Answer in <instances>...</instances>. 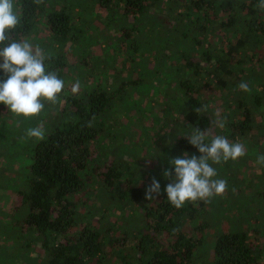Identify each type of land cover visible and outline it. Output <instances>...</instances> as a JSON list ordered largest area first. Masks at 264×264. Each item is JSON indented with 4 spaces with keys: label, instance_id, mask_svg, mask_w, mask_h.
<instances>
[{
    "label": "trees",
    "instance_id": "1",
    "mask_svg": "<svg viewBox=\"0 0 264 264\" xmlns=\"http://www.w3.org/2000/svg\"><path fill=\"white\" fill-rule=\"evenodd\" d=\"M118 1L114 9L129 20V25L117 29L118 41L108 38L122 51L121 68L105 62L114 75L102 67L95 71L86 52L89 46L79 48V42L86 41L82 39L86 32L79 30L81 27L75 31L76 22L68 14L65 0L17 3L20 22L13 38H27L36 46L42 35L50 43H68L71 48L43 51L46 72H55L65 85L57 103L44 108L43 116L49 113L50 117L44 139L29 142L24 136V146L16 145V139L9 141L19 153L12 150L10 166H3V172L13 175L0 188L12 192L17 200L8 224L15 242L20 239L15 235L26 234L31 245L38 244L45 264H264V230L258 225L252 222L246 229L242 220H234L228 229L213 231L208 238L207 223L197 218L204 201L185 202L176 209L162 189L171 178L163 173L171 170L174 177L171 159L185 152L189 158L200 155L184 137L190 133L188 126L208 130L210 138L223 135L230 142L244 144L246 152L240 161L245 164L252 159L257 165L254 160L260 154V139H264V10L258 7L259 0ZM107 2L114 4L95 0L100 6ZM152 12L158 13L161 31L168 29L166 36L161 35L165 42L155 50L139 40L135 23ZM81 24L93 28L87 21ZM73 54L81 84L77 93L67 85L66 55ZM147 59L154 63L147 69L168 83L160 86L157 95L145 94L151 90L144 84L150 75L141 63ZM6 79L0 71V80ZM241 82L249 84V92L238 88ZM139 89L143 90L144 104L133 98L134 90ZM118 100L140 110L135 119L138 122L156 101L163 111L161 118L171 120L181 131L173 145L171 137L164 134L168 151L145 173L138 157L131 163L109 157L113 137L108 129L117 123ZM203 105H209L208 110L198 113L196 109ZM3 111L7 109L0 105V130L6 125ZM217 114L226 121L223 129L212 124ZM152 118L160 120L157 115ZM139 126L144 128L142 123ZM165 126L167 122L158 128ZM27 129L19 131L26 135ZM259 168L264 171V165ZM153 179L160 183L161 191L148 201L145 192ZM260 183L264 185V177ZM251 197L259 201L256 212L264 208V190L256 189ZM94 202L103 211L96 210ZM244 205L241 200L234 210L247 212ZM95 216L98 220L93 222ZM102 221H136L137 225L117 227L114 232V222H103L102 227ZM16 247L18 252L20 245ZM203 249L208 257L199 261Z\"/></svg>",
    "mask_w": 264,
    "mask_h": 264
},
{
    "label": "rangeland",
    "instance_id": "2",
    "mask_svg": "<svg viewBox=\"0 0 264 264\" xmlns=\"http://www.w3.org/2000/svg\"><path fill=\"white\" fill-rule=\"evenodd\" d=\"M111 1L114 2V4L107 2L105 3V6H100V3L95 4V0H65V5L68 7V14L71 18H73V21L76 22H73L75 31H77V28L81 27L82 29L80 28L79 30H84L86 32L83 33L82 38L86 39V41L79 42V48H81L82 45H88L89 48L86 49V52L90 53L89 55L91 57L89 56V60H91V63L95 65V71L101 69L102 67L103 70L108 73V75H114V73L112 70L105 68L107 67L105 66V62H111L113 64V68L114 66L117 68L122 67V58L120 57V52L122 51L116 45V43L112 41L108 42V38L113 37V39L118 41L119 31L117 29L126 26V24L129 25V20L127 21L125 18H122L120 13L116 12L117 10L114 9L115 5H117L119 1ZM18 2L19 0H14V8L17 13L20 11L19 7L17 6ZM149 15L154 16L150 17ZM149 15L145 16L140 22L139 20H135V23H138L139 26V29H137L139 40H141V42L146 41L147 45L145 47H147V49L150 48L151 50H155L158 48V45L161 41L165 42V39H161V35L166 36L168 34V29L161 31V21L156 17L158 13L152 12ZM78 17H81L82 20L78 19ZM84 21H87L88 24L91 23L93 28L88 29L85 25H82L81 23ZM131 23H134V21L132 20ZM84 27L86 29H84ZM37 39L39 40H37L36 46H39L43 51L47 49L52 50V48L55 51L59 49L67 50L68 48H71V45L68 43L66 45L50 43L49 41L43 39L42 35ZM168 40L170 41V39ZM124 56L126 55L124 54ZM66 57L67 65H69V69H66V72L68 71L67 76L69 78L67 85L69 89L72 90L73 84L80 79V77L78 78L77 76L78 60L74 54L72 56L66 55ZM144 61L145 62L141 64L144 68L146 67V69L151 68L152 64H154H150L148 59ZM96 66L98 67L96 68ZM129 66L131 65L129 64ZM147 70V75L150 76L146 77L144 84H146L147 88H150L151 90H149V93L147 92L145 94L148 96L157 95L160 92V86L165 84L167 85L168 83H165L164 80L160 79L158 76H154L155 74H153L152 70ZM128 71L132 72V68L129 67ZM132 74H134V72H132ZM142 93V89L134 90L133 98L137 103H145V100L142 98V95L144 94ZM118 101L116 103V106L119 107L117 112L118 114L114 115L117 118L115 121L117 123H114L113 129H108L110 131L111 137H113L112 141H110L111 145L113 146H111L109 150V157L111 160L124 161L125 163L134 162V158L138 157L137 162L140 166V170L145 173L149 169H153L155 164L157 165L156 160H159L162 153L164 154L168 151V149L165 148L166 140L163 141V139H165L163 138L165 136L164 134H168L171 137V145H173L175 141L181 137V131L170 122L171 120L166 121L165 119L161 118L163 117V111L161 107L158 106L156 101H152L153 103L150 104L151 109H146L145 118H141L140 122L135 120L136 117H138L140 110H137L134 105H130V103L127 101ZM46 106L48 107L49 103L45 102V107ZM44 110L34 118L27 120L19 118V121L7 111H3L1 113L2 117H5L6 121V125L3 123V125H5V129L0 130V176L2 177L0 184L2 186L6 185L8 177L13 175L10 174L11 172H3V166H10L9 155L13 153L12 150L16 151V153H19V151L14 147V144L11 145L9 141L11 139H16V141H18L16 145L24 146L23 141H25L24 136L26 137V135L24 132L19 131V128L21 127L24 130L25 128L30 129L42 125L45 132L44 127L48 124V118L50 117L48 116L49 113L47 116H43L46 115ZM155 115H157L160 120L157 119V121H154L152 117ZM164 122H167L168 126H165V129L158 128L159 126H162ZM139 123L144 124V128H141ZM33 139L35 138H29V142H31ZM260 141L261 145H259L257 152L263 154L264 139L261 138ZM23 146L21 148H23ZM155 151H158L160 154L157 155ZM20 155L22 156V153H20ZM254 161H256V158ZM242 163L243 162H241L238 158L236 161L230 160L227 163L213 165L217 171V176L215 179L225 180L227 182V188L222 195L214 196L207 201L203 200L204 203L199 209L197 218L199 220V218L201 219L202 217V219L207 223L208 228H206V235H208V238L210 233L213 231L228 229L230 225H233L234 220L238 219L242 220V223L247 226L246 229L251 228V224L253 222L254 226L257 227L258 225L260 230H264V208L260 207L259 211L257 210L256 212V205L259 204V201L257 199L252 201L251 197V194H253L256 189L257 191L261 189L264 190V185L260 183V180L262 177H264V171L263 169L261 170L259 168L260 165H255L252 159H247V163L245 164ZM172 178L173 177L169 179V182H171ZM141 181L143 182L144 180ZM251 181H253V184H250ZM250 186L252 187V190L249 188ZM162 189L164 190L165 188ZM241 200L244 201L245 208H248L247 212L240 213L237 209L234 210ZM16 201L17 200L12 192L7 189L0 188V264H45L44 260H46V258L44 257L42 251L39 250L38 244L34 246L33 244L31 245V238H29L26 234L19 233V235H15L20 237V239L15 242L13 237L14 234H12L13 230L8 226V224H11L10 216L13 213L12 209L14 208L13 206L16 204ZM94 204L96 210H99V212L103 211L100 205H98L96 202H94ZM127 212L130 213V211ZM256 215L257 218L254 219ZM93 219V222H96L95 220H98V217L95 216ZM103 222H114L115 226H113L112 229L114 232L117 231V227L119 229H123L124 227H133L137 225L136 221H102L99 226L103 227ZM16 233H18L17 230ZM262 236L264 237V235ZM27 243H29V245H27ZM19 245L20 248L17 252L15 248H17L16 246ZM28 256L30 260L28 259ZM200 256L201 257H199V261L203 260L202 256L204 258L208 257L206 249H203V252L200 251Z\"/></svg>",
    "mask_w": 264,
    "mask_h": 264
},
{
    "label": "clouds",
    "instance_id": "3",
    "mask_svg": "<svg viewBox=\"0 0 264 264\" xmlns=\"http://www.w3.org/2000/svg\"><path fill=\"white\" fill-rule=\"evenodd\" d=\"M258 7L264 10V0H259ZM19 22L20 16L14 8V0H0V71L7 76L6 80H0V105H4L14 117L27 120L38 116L44 110L45 102L57 103L65 85L55 72H46V57L39 46H34L27 38H13ZM80 88V81L77 80L72 86V92L77 93ZM238 88L246 93L250 91L247 82H241ZM208 108L209 105H203L196 111L206 112ZM212 124L223 129L226 121L217 114ZM188 128L190 133L184 137L198 150L199 158L195 155L189 158L185 152L169 161L174 177L171 170L163 173L165 178L173 177L164 191L167 201L176 209L181 208L185 202L207 201L222 195L227 182L215 179L217 171L213 165L236 161L246 152L244 144L240 142H230L223 135L210 138L208 130L191 126ZM26 137L43 140L42 125L28 129ZM256 163L264 165V154L257 155ZM159 195L160 183L153 179L146 189L145 199L153 201Z\"/></svg>",
    "mask_w": 264,
    "mask_h": 264
}]
</instances>
